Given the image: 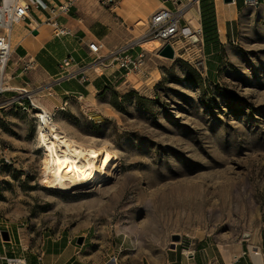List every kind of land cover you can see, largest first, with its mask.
Wrapping results in <instances>:
<instances>
[{"label": "rangeland", "instance_id": "1", "mask_svg": "<svg viewBox=\"0 0 264 264\" xmlns=\"http://www.w3.org/2000/svg\"><path fill=\"white\" fill-rule=\"evenodd\" d=\"M235 16L221 47L213 44L217 53L209 54L201 22L189 14L198 41L182 36L189 22L181 21L173 58L160 55V40L135 44L129 53L147 47L142 72H118L95 99L72 96L50 110L70 135L120 156L116 176L96 188L44 187L39 111L0 100V223L15 254L31 262L60 242L58 251L78 253L73 264H137L176 236L233 242L264 229V7ZM67 258L45 252L43 261L74 259Z\"/></svg>", "mask_w": 264, "mask_h": 264}, {"label": "crops", "instance_id": "2", "mask_svg": "<svg viewBox=\"0 0 264 264\" xmlns=\"http://www.w3.org/2000/svg\"><path fill=\"white\" fill-rule=\"evenodd\" d=\"M57 1L60 0H54ZM171 1L177 3L172 6ZM245 6L243 0L227 3L223 0H119L117 4L106 8L97 3V0H74L71 11L58 18V22L64 24L70 34L63 37L53 36L50 25L40 22V18H48L45 13H37L34 17L39 24L37 29L23 27L18 30L21 38L14 44L12 41L13 52L7 69L8 82L15 88L32 90L34 100L48 110L58 107L72 96L93 100L110 88L115 77L120 76L117 74L119 71L112 72L110 68L90 66L88 42L100 41L108 51L115 50L143 32L135 24L139 20H147L160 8L182 9L181 21H188L189 14L194 15L197 21L200 20L202 38L206 39L209 54H213L218 52L217 47L213 52L214 45L221 47L222 39L228 37V26L230 21L236 19L238 8ZM256 6L264 7V0H258ZM210 17H213L216 26L214 37L204 29V20ZM30 31L32 32L29 33ZM35 31L36 34H33ZM68 56H71L73 61L63 70L59 64ZM24 60H32L34 67L26 73H21L20 65ZM96 68H100L101 73H98ZM74 72L75 74H72ZM6 232L8 240H0V263L6 264L4 257H22L29 262L23 254L14 253V239L9 230ZM6 244L9 250L6 249ZM58 244L56 247L55 244L48 246L43 253L36 255V259L33 255L29 263L44 264L43 256L46 252L47 259L51 260H59L68 255V262L74 257L70 263L73 264L78 258V253L70 250L67 245L58 251ZM66 249L70 251L64 254ZM22 251L25 249L22 248ZM116 263L119 264L118 261ZM136 263L264 264V229L248 238L233 242H216L208 235L184 238L175 241L173 247L170 244L157 258H142Z\"/></svg>", "mask_w": 264, "mask_h": 264}, {"label": "built area", "instance_id": "3", "mask_svg": "<svg viewBox=\"0 0 264 264\" xmlns=\"http://www.w3.org/2000/svg\"><path fill=\"white\" fill-rule=\"evenodd\" d=\"M74 0H0V100L5 99V102L17 103L20 106L29 103L30 107L44 113V109L32 97V90L22 87H12L8 80V63L13 52L12 36L14 24L22 23L23 27L27 29H37L39 26L35 20L37 13H45L48 18L41 20V23H47L51 27L53 36L63 37L70 34V30L58 22V18L65 16L71 11ZM112 0H102V3H111ZM246 6L257 5L258 0H243ZM34 16V17H33ZM182 9L160 8L153 12L147 19V28L145 31L135 38L130 44L121 46L120 48L103 53L104 45L100 41H90L87 44L88 51L91 55L90 66H101L103 68H110L112 72H142L146 64V56L144 49L135 53L128 51L134 48V45H141L148 39H158L162 43L170 44L173 48L176 39L180 37V30L184 27L181 24ZM185 30V29H184ZM30 31L29 33H31ZM183 37H190L182 34ZM142 47V45H141ZM73 58L68 56L61 60L59 67L65 69ZM34 67L32 60L21 61L20 72L26 73ZM79 71V70H78ZM72 74H75L72 73ZM124 75V74H123ZM15 92L13 98H6L8 92ZM25 109L28 110L27 107ZM39 114L37 113L36 116ZM39 118V117H38ZM40 120V118H39ZM24 225V223H20ZM2 231L8 229L2 228L0 223V240H2ZM6 264H30L22 257H4ZM40 260V258H39ZM117 260L113 263H116Z\"/></svg>", "mask_w": 264, "mask_h": 264}, {"label": "bare ground", "instance_id": "4", "mask_svg": "<svg viewBox=\"0 0 264 264\" xmlns=\"http://www.w3.org/2000/svg\"><path fill=\"white\" fill-rule=\"evenodd\" d=\"M188 22L189 27L184 30L186 36L191 34V28L196 32L199 31L196 21ZM140 24L146 26L147 20L140 21ZM22 28V23L14 24L13 44L21 38L18 30ZM192 37L194 41L199 40L195 35ZM157 40L148 39L141 42V45ZM43 109L44 113H38L37 117L40 118L39 139L43 146L40 177L44 187L61 191H86L116 176L120 156L115 150L106 144L98 145L90 140H82L70 135L62 128L61 123L54 120L53 111Z\"/></svg>", "mask_w": 264, "mask_h": 264}, {"label": "water", "instance_id": "5", "mask_svg": "<svg viewBox=\"0 0 264 264\" xmlns=\"http://www.w3.org/2000/svg\"><path fill=\"white\" fill-rule=\"evenodd\" d=\"M223 1L227 3V2H231L232 0H223ZM33 34H36V31L33 32ZM160 55L167 57V58H173L175 55L174 49L172 48V46L170 44H165V46H163L162 49L160 50ZM2 238L4 240H8V233L6 231H2ZM178 240H179L178 236L173 238L172 247L174 245V242L178 241ZM81 242H82V236H80L77 239V244H81Z\"/></svg>", "mask_w": 264, "mask_h": 264}, {"label": "trees", "instance_id": "6", "mask_svg": "<svg viewBox=\"0 0 264 264\" xmlns=\"http://www.w3.org/2000/svg\"><path fill=\"white\" fill-rule=\"evenodd\" d=\"M203 24H204V29L206 33L207 32L211 33V30H213L212 28H210L211 26H214V29H216L215 23L213 22V17H210V19L209 18L205 19Z\"/></svg>", "mask_w": 264, "mask_h": 264}]
</instances>
